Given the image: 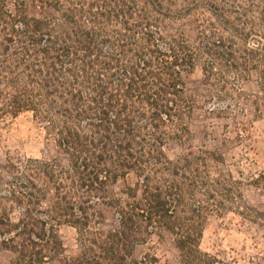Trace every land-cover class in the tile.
Wrapping results in <instances>:
<instances>
[{
    "label": "trees",
    "instance_id": "obj_1",
    "mask_svg": "<svg viewBox=\"0 0 264 264\" xmlns=\"http://www.w3.org/2000/svg\"><path fill=\"white\" fill-rule=\"evenodd\" d=\"M31 5L52 15L33 18ZM198 65L210 96L234 99L254 78L264 94V0H0V129L31 113L63 155L7 158L0 252L11 264L63 255V225L80 242L64 264H136V247L162 232L180 264H219L201 249L208 216L264 227V172L248 180L262 199L250 204L220 153L164 151L188 139L183 73ZM101 205L115 229L101 227Z\"/></svg>",
    "mask_w": 264,
    "mask_h": 264
},
{
    "label": "rangeland",
    "instance_id": "obj_2",
    "mask_svg": "<svg viewBox=\"0 0 264 264\" xmlns=\"http://www.w3.org/2000/svg\"><path fill=\"white\" fill-rule=\"evenodd\" d=\"M28 13L33 18L52 15L48 8L31 5ZM194 23L184 25L183 31L194 37ZM186 96L194 99L195 107L186 117L188 139L180 144L169 140L164 151L169 158H175L189 149L203 148L220 153L228 168L239 179H244L242 191L250 204L262 199L258 190L249 184L253 176L264 172V94L256 78L239 85L235 98L224 100L216 91L207 93L203 68L198 65L183 73ZM227 113V114H226ZM22 157L40 159L63 158L53 138L48 136L31 113H22L8 119L0 129V188L7 176L4 165L7 158ZM134 176L129 177V182ZM124 187L120 181L117 190ZM100 222L104 230L117 227V215L111 207L101 205ZM59 233L64 245L63 255L50 259L45 264H64V259L80 252L78 230L63 225ZM201 249L217 258L219 264H264V227L238 214H211L204 223ZM13 253L0 252V264H11ZM132 258L136 264H180V253L173 237L167 233L154 234L138 245Z\"/></svg>",
    "mask_w": 264,
    "mask_h": 264
}]
</instances>
